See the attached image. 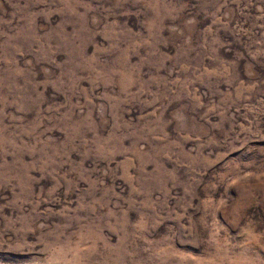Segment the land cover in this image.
<instances>
[{
  "label": "rangeland",
  "instance_id": "374dc122",
  "mask_svg": "<svg viewBox=\"0 0 264 264\" xmlns=\"http://www.w3.org/2000/svg\"><path fill=\"white\" fill-rule=\"evenodd\" d=\"M0 264H264V0H0Z\"/></svg>",
  "mask_w": 264,
  "mask_h": 264
}]
</instances>
